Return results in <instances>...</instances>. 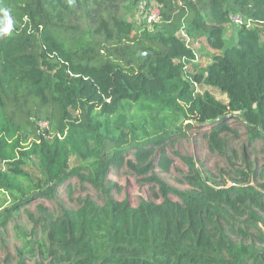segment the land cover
I'll list each match as a JSON object with an SVG mask.
<instances>
[{"label":"trees","instance_id":"trees-1","mask_svg":"<svg viewBox=\"0 0 264 264\" xmlns=\"http://www.w3.org/2000/svg\"><path fill=\"white\" fill-rule=\"evenodd\" d=\"M139 1L0 0V194L9 199L0 227L62 186L72 194L77 180L103 203L84 195L76 208L38 204L36 264H264L263 170L247 166L238 182L213 184L183 158L185 189L155 172L169 170L166 140L193 126L222 148L225 135H237L229 122L241 118L247 141H264V0H151L160 16L150 26L134 20ZM235 13L244 22L227 45ZM197 34L213 51L202 67ZM130 107L137 116L128 121ZM115 114L118 140L105 153L97 145L108 122L97 116ZM75 153L87 164L70 166ZM28 158L38 173L23 167ZM123 166L151 197L132 206L111 195L108 174Z\"/></svg>","mask_w":264,"mask_h":264},{"label":"rangeland","instance_id":"rangeland-1","mask_svg":"<svg viewBox=\"0 0 264 264\" xmlns=\"http://www.w3.org/2000/svg\"><path fill=\"white\" fill-rule=\"evenodd\" d=\"M134 20L141 22L138 16H134ZM238 27L239 25L233 23H230L226 27L224 38L227 45L236 42ZM197 37L198 40L196 39L197 41L193 43L196 52L195 65L202 67L207 64L213 51L207 47L204 36L197 34ZM187 66L190 65L188 64ZM208 89L217 99L223 102L227 101L224 94L219 93L213 88ZM125 112L128 121L130 118L137 116L134 107H130ZM75 114L78 117V121H81L82 117L79 115V112H75ZM97 118L100 120L106 119L109 127V131L101 127V141L97 145V148L105 153H109L111 149L116 147V141L118 140L119 130L114 126V120L117 118V114L107 118L98 115ZM240 121L243 120L240 118L239 120L235 119L229 122L231 126L237 129V135H225L226 141L222 148L211 146L208 136L204 137L201 134L207 129L205 127L193 126L187 128L185 136L176 137L173 140H166L164 150L170 159L169 170L164 171L161 167L156 166L155 172L167 184L179 189L187 188V185L182 182V177L188 175L183 158L190 159L197 170L200 171L202 177L213 184L232 185L238 182L239 175L236 172L246 169L247 166L251 170H263L264 177V141L261 139L251 142L247 141L246 128ZM187 122L188 120L184 121L183 125ZM141 138L142 136L138 135L135 141L140 142L142 141ZM91 145L94 146V143ZM130 156L129 154L128 157ZM35 162V158L25 159L23 167L36 174L38 173V169ZM87 162L78 153L72 154L69 160L70 166L84 165ZM108 179L112 184L110 193L117 200L127 199L132 206H135L139 198L146 199L151 197L149 185L147 183H141V176L133 174L125 166L112 169L108 174ZM263 180L264 178L259 179L261 182ZM254 181L255 178L252 175L251 182L254 183ZM72 185H74L72 194L67 193L62 186L58 189L56 196L51 200H34L22 205L20 210L14 214L12 220L6 226L0 227V264H19L21 257L26 264H36L41 261L42 258L38 252L36 243L32 242L33 234L37 233L38 235L40 232V228L34 224V220L39 214L37 210L38 204L44 205L50 211L55 210V203L65 207L76 208V199L84 195H89L98 204L103 203V195L93 188L86 186L83 188L78 184L77 180ZM8 205L9 199H7V196L3 193L0 194V210ZM18 231L21 233L20 237L26 235V241L18 237ZM27 246L34 247V251H24Z\"/></svg>","mask_w":264,"mask_h":264},{"label":"built area","instance_id":"built-area-1","mask_svg":"<svg viewBox=\"0 0 264 264\" xmlns=\"http://www.w3.org/2000/svg\"><path fill=\"white\" fill-rule=\"evenodd\" d=\"M134 16H138V18L141 19V22L150 26L159 18L160 7L157 3L151 0H140L134 9ZM230 21L233 24L241 25L244 22V18L240 14L235 13L230 15ZM6 27H8V25H6ZM180 34L186 38L187 42L189 41V38L187 37V34L184 32L183 28L180 30ZM39 124L42 127L47 125L45 121H42Z\"/></svg>","mask_w":264,"mask_h":264},{"label":"clouds","instance_id":"clouds-1","mask_svg":"<svg viewBox=\"0 0 264 264\" xmlns=\"http://www.w3.org/2000/svg\"><path fill=\"white\" fill-rule=\"evenodd\" d=\"M2 11H3V15H4L5 19L8 20V27H6L4 29V32L8 33V32H10V28H11V20H10L9 15H8V10L4 9Z\"/></svg>","mask_w":264,"mask_h":264},{"label":"water","instance_id":"water-1","mask_svg":"<svg viewBox=\"0 0 264 264\" xmlns=\"http://www.w3.org/2000/svg\"><path fill=\"white\" fill-rule=\"evenodd\" d=\"M150 51H140L139 52V55H145V54H147V53H149ZM263 194H264V192H263Z\"/></svg>","mask_w":264,"mask_h":264}]
</instances>
